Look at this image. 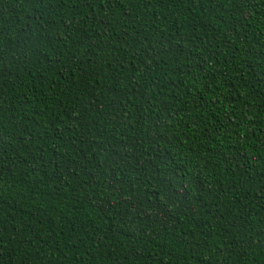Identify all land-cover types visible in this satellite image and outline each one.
<instances>
[{
    "label": "trees",
    "instance_id": "trees-1",
    "mask_svg": "<svg viewBox=\"0 0 264 264\" xmlns=\"http://www.w3.org/2000/svg\"><path fill=\"white\" fill-rule=\"evenodd\" d=\"M0 264H264V0H0Z\"/></svg>",
    "mask_w": 264,
    "mask_h": 264
}]
</instances>
